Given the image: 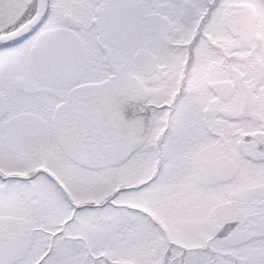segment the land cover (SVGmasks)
<instances>
[{"label": "snow or ice", "instance_id": "obj_1", "mask_svg": "<svg viewBox=\"0 0 264 264\" xmlns=\"http://www.w3.org/2000/svg\"><path fill=\"white\" fill-rule=\"evenodd\" d=\"M0 264H264V0H0Z\"/></svg>", "mask_w": 264, "mask_h": 264}]
</instances>
